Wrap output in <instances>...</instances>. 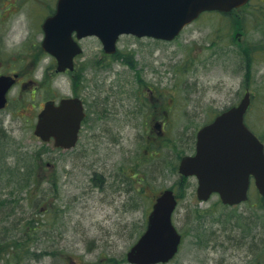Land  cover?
Instances as JSON below:
<instances>
[{"label": "rangeland", "instance_id": "1", "mask_svg": "<svg viewBox=\"0 0 264 264\" xmlns=\"http://www.w3.org/2000/svg\"><path fill=\"white\" fill-rule=\"evenodd\" d=\"M16 1L15 12L0 19V45L8 47L0 46V72L20 74L0 110V199L20 205L6 222L0 215V234L14 236L21 217L48 222L34 244L53 254L28 264H131L126 254L165 188L179 193L174 223L183 241L178 254L164 264H264V201L255 185L249 202L226 206L218 195L200 201L197 180L178 171L179 156L193 153L198 128L238 103L247 90L252 93L247 122L264 141V0H252L246 9L228 15L202 13L168 43L123 36L115 58H105L97 41L87 39L77 76L58 73L54 57L36 49L41 0ZM136 75L157 87L159 95L163 92L171 108V140L161 147L168 159H51L50 144L34 134L37 115L46 100L72 93L83 77L102 96L109 89L117 98L122 154L135 145L137 156H147L143 142L134 141V114L126 113L135 105L130 90ZM91 152L97 157L95 148ZM53 160L58 174L49 181ZM111 164V172L137 171L134 188L121 177H93ZM38 172L47 176L41 192L30 179ZM15 263L25 264L22 258Z\"/></svg>", "mask_w": 264, "mask_h": 264}, {"label": "water", "instance_id": "2", "mask_svg": "<svg viewBox=\"0 0 264 264\" xmlns=\"http://www.w3.org/2000/svg\"><path fill=\"white\" fill-rule=\"evenodd\" d=\"M72 1L61 0L58 13L45 24L48 39L45 47L57 57L60 71L73 68V57L80 52L65 49L69 46L64 41L73 29H78L80 36L99 35L106 51L111 53L116 50L121 33L173 40L202 12H228L249 0H85L97 5L108 4L103 7L106 16H81L63 10ZM51 38L56 41L50 42ZM14 82L12 76H0V108L5 107L7 92ZM75 102L78 100L66 99L58 107L52 101L46 102L38 116L36 135L45 141L55 135L57 145L71 147L83 114L81 103ZM250 103L251 94L247 92L238 105L198 132L196 154L182 159L179 170L185 175L197 176L200 199H208L213 192H218L223 202L240 203L247 198L251 175L264 195V144L244 121ZM176 205L170 189L157 197L144 233L127 252L130 263H165L175 256L181 242V234L172 222Z\"/></svg>", "mask_w": 264, "mask_h": 264}, {"label": "flooded vegetation", "instance_id": "3", "mask_svg": "<svg viewBox=\"0 0 264 264\" xmlns=\"http://www.w3.org/2000/svg\"><path fill=\"white\" fill-rule=\"evenodd\" d=\"M59 1L60 0H53L52 2H47L45 0H41L40 2V4H43L39 9V15L42 18L39 26L41 38L38 41V44H36V49L44 53L47 48L44 46L46 32L43 28V24L48 18H51L57 13ZM17 5L18 2L16 0L8 2L7 0H0L1 22L6 21L8 19V16L11 13L15 12L14 8ZM89 7L90 6L86 4H72L66 8L77 10L84 8L86 9ZM77 34V31H72L70 34L71 40L73 42H77L81 46L82 51H84V44L87 39H94L97 41L105 58H115V56L120 51L118 49V51L114 54H107L105 53V45L101 38L95 35L78 38ZM123 36L124 35L120 36L118 40V48ZM129 36L137 39L136 36ZM50 42L52 41L50 40ZM0 46H3L4 49L8 48L6 43ZM78 61L79 60L77 57L74 62V69L71 71H66V73H68L70 76H77L79 72ZM0 74H5V72H0ZM135 77L136 86H133L130 90L132 92V96L135 99V105L131 110H126V113L132 116L134 114V127L137 130V132H135L137 136H135L134 141L139 139L140 142H143L146 154H148L147 156H137L135 145L129 147L122 154L120 148L121 119L118 116L119 108L117 106V98L112 96L109 89L107 90L108 95L102 96L101 92L97 91L93 85L91 87V85L84 84L85 77H83L82 79H80V83L78 82L76 85H73L72 93H66L65 95L54 94V98L48 99L55 102V106H58L65 98L79 100L82 104V108L80 109V111L83 113L79 122V127L76 131V135L74 136L75 142L71 147L63 148L62 146L57 145L56 136H51L50 141L48 142L50 144L51 159H73L75 163H77L80 159H168V156L166 154L167 151L161 150V147L163 148L164 146H166L171 140L169 134V111L171 110V108L167 106L168 102L167 105L165 104L163 92H161L162 94L159 95L157 87H154L153 84H150V82L146 81L142 76L136 75ZM75 104L78 105L80 103L75 102ZM227 108L223 110H226ZM217 114L215 116H217ZM211 121L205 123L204 125L210 123ZM73 122L76 123V121ZM198 130L196 131L195 138L193 139V153L191 154H194L196 151ZM74 137H72V139ZM93 148L96 149L97 157L92 156L93 153L91 152V149ZM111 148L115 151V154H112ZM152 148H154L155 153L154 151H151ZM185 155L187 154H181L179 156V159H183ZM52 162H50L48 165L51 169V172L49 173L50 176H47L55 179V176H57L58 172H56L57 167L55 164V160H53ZM112 166L115 165H109L108 169L106 168L107 170L105 172L95 171L93 173V177L97 178L100 175V179L104 180H107V178H110V176L115 179L121 177L125 179V182H128L127 184H129L131 188H134L133 184L135 178L133 176L137 174V171H132L131 174H128V170L116 169L111 172L110 167ZM34 176L36 178L47 177L43 176L42 173L39 172Z\"/></svg>", "mask_w": 264, "mask_h": 264}, {"label": "trees", "instance_id": "4", "mask_svg": "<svg viewBox=\"0 0 264 264\" xmlns=\"http://www.w3.org/2000/svg\"><path fill=\"white\" fill-rule=\"evenodd\" d=\"M246 76L249 77V74H246ZM31 178L34 182L32 187L34 186L35 188H38V192H41L40 188L42 187L45 178H36L34 174L31 175L30 179ZM47 179L50 181L51 178ZM24 186L26 187V185ZM38 192H36V195ZM19 205V201L17 204L12 205L10 201L0 199V215L3 216V222H6L8 220L7 218L15 213V210L19 207ZM2 209H5L4 212L6 214L1 212ZM17 222L20 224L21 228L14 236H11L9 233V235L6 233L4 236L0 234V261H3L4 264H16L15 262L19 261V258H22L24 263L28 264L29 259L37 258V256L41 257L44 253L50 252L45 250L44 253H42L43 251H38V248L34 244L36 241H39L41 234H44L47 230L45 228L50 227L48 222L46 223L42 218H37L36 216L21 217ZM14 224L17 225L15 221ZM4 230L8 231L9 228L5 227ZM12 253L14 254L12 255ZM5 259L7 260L5 261Z\"/></svg>", "mask_w": 264, "mask_h": 264}]
</instances>
